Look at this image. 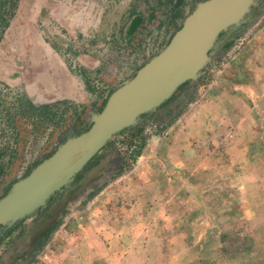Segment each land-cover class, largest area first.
<instances>
[{
    "label": "rangeland",
    "instance_id": "obj_1",
    "mask_svg": "<svg viewBox=\"0 0 264 264\" xmlns=\"http://www.w3.org/2000/svg\"><path fill=\"white\" fill-rule=\"evenodd\" d=\"M201 1L0 0V198L72 132L71 115L85 107L76 127L92 123ZM28 103L57 104L59 119ZM193 103L216 134L175 145L167 131ZM15 261L264 264V0L218 36L194 78L0 239V264Z\"/></svg>",
    "mask_w": 264,
    "mask_h": 264
},
{
    "label": "water",
    "instance_id": "obj_2",
    "mask_svg": "<svg viewBox=\"0 0 264 264\" xmlns=\"http://www.w3.org/2000/svg\"><path fill=\"white\" fill-rule=\"evenodd\" d=\"M253 0H203L167 45L106 99L90 127L65 140L0 198V224L30 215L65 186L116 133L160 105L205 66L218 36L239 22Z\"/></svg>",
    "mask_w": 264,
    "mask_h": 264
},
{
    "label": "crops",
    "instance_id": "obj_3",
    "mask_svg": "<svg viewBox=\"0 0 264 264\" xmlns=\"http://www.w3.org/2000/svg\"><path fill=\"white\" fill-rule=\"evenodd\" d=\"M215 99L223 100V96L218 95L215 97ZM215 99L210 98V99H208L209 101H206V102H216ZM192 106L195 107L193 110L186 111L183 115L179 116V118L175 121L174 124H176L175 125L176 127H177L178 123L180 124V125H178V128H175V130L173 132L167 131V133L169 135L174 134V136L177 138V141L174 142L175 145H205L206 136L216 134L215 133L216 131L214 132L212 130V128L210 127V125H207L209 123V115L204 111H197V109H196L197 106H195L194 103L192 104ZM204 106H206V103L204 104ZM215 118H217V117H215ZM225 118H226V116H225ZM183 120L184 121L189 120L190 126H189V124H187V122H186V124H183L182 123ZM223 122H225V121L223 120ZM192 126H195V128H193ZM170 128L168 130H170ZM229 134H231V133H229ZM164 135H165V132H164ZM70 137H73V136H70ZM70 137L68 136L66 138V140ZM224 138H227V136H225ZM197 142H200V144ZM59 146L60 145H56L54 149H52L48 153L42 155L37 160H34L19 178L13 180V184L16 181H18L21 178L28 175L35 166H37L39 163H41L43 160H45L47 157H49L52 153H54V151ZM13 184H11L9 186L8 190L6 192H4L1 195V197H3L10 190V188L12 187Z\"/></svg>",
    "mask_w": 264,
    "mask_h": 264
},
{
    "label": "trees",
    "instance_id": "obj_4",
    "mask_svg": "<svg viewBox=\"0 0 264 264\" xmlns=\"http://www.w3.org/2000/svg\"><path fill=\"white\" fill-rule=\"evenodd\" d=\"M143 19L142 17H137L133 22H132V27H136L137 25H141ZM180 28V27H179ZM184 84V83H183ZM181 86V85H180ZM107 99V98H106ZM106 99L104 100L101 108L99 109L100 111L102 110V108L104 107L105 105V102H106ZM53 106H57V104L55 103H46V104H42V105H35V104H32V103H28V107L35 111V114L40 116L41 118L43 117H46V115H53V116H57L58 119H59V115H57V113L55 111H52V107ZM75 107H78V105L74 104V108ZM79 108H82V107H79ZM85 107H83L79 112L77 113H74L73 115H71L73 117V119L75 120L72 125H69L72 129V132L69 133L67 130H65L64 132H62L60 138H59V145L61 143H63L66 138L69 136H75V135H78L80 134L81 132L87 130L91 123L86 127V128H82L80 130H78V128L76 127V124L78 126V123H76V121L78 122V119L81 115V113L84 111ZM64 117L61 116V121H66V117L63 119ZM60 121V120H59ZM40 208V207H39ZM38 208V209H39ZM25 220V217H22L21 219L15 221L14 223L8 225V224H0V239L1 238H4L6 237L7 235H9L10 233H12L14 230H16V228ZM52 228L48 229L47 231H45L43 233V235L41 237H39L36 241H35V244L38 246L36 249H39L41 247V244L44 240V238L46 237V235L51 231ZM10 264H16V261L15 262H12Z\"/></svg>",
    "mask_w": 264,
    "mask_h": 264
},
{
    "label": "bare ground",
    "instance_id": "obj_5",
    "mask_svg": "<svg viewBox=\"0 0 264 264\" xmlns=\"http://www.w3.org/2000/svg\"><path fill=\"white\" fill-rule=\"evenodd\" d=\"M76 136V135H75Z\"/></svg>",
    "mask_w": 264,
    "mask_h": 264
}]
</instances>
